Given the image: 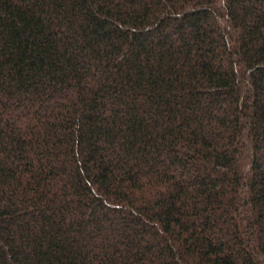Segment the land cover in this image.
<instances>
[{
	"label": "trees",
	"instance_id": "trees-1",
	"mask_svg": "<svg viewBox=\"0 0 264 264\" xmlns=\"http://www.w3.org/2000/svg\"><path fill=\"white\" fill-rule=\"evenodd\" d=\"M0 264H264V0H0Z\"/></svg>",
	"mask_w": 264,
	"mask_h": 264
}]
</instances>
